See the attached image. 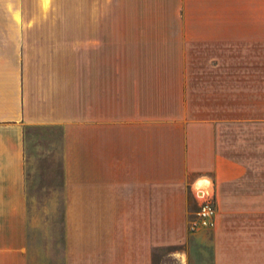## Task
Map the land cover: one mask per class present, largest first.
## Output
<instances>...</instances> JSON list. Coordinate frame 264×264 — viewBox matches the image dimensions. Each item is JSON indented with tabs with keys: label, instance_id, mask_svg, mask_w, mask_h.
Segmentation results:
<instances>
[{
	"label": "crops",
	"instance_id": "obj_1",
	"mask_svg": "<svg viewBox=\"0 0 264 264\" xmlns=\"http://www.w3.org/2000/svg\"><path fill=\"white\" fill-rule=\"evenodd\" d=\"M236 122L263 150L264 0H0V264H154L204 227L203 189L214 263L241 223L264 264V207L224 201L262 195L264 160L222 144Z\"/></svg>",
	"mask_w": 264,
	"mask_h": 264
},
{
	"label": "rangeland",
	"instance_id": "obj_2",
	"mask_svg": "<svg viewBox=\"0 0 264 264\" xmlns=\"http://www.w3.org/2000/svg\"><path fill=\"white\" fill-rule=\"evenodd\" d=\"M219 133L220 138L222 140V144H228L229 147H226L225 150L235 155L236 157L242 159L243 157L248 158H261L264 160V149L259 151L257 149H253L252 146L249 150L243 149V131L242 124L236 122L233 125L227 127L226 125H219ZM263 130H264V126ZM42 132H50V129L43 128ZM262 143H264V131L262 136ZM257 133L251 136V142L258 143L260 138ZM41 142L47 144V140L43 139ZM229 148V150H228ZM50 165H47L45 168L48 171V175L53 179L59 175V166H57L56 160L53 158L49 160ZM42 171V168H36ZM44 169V170H45ZM250 184L247 185V188L251 191L260 192L262 195L258 198H243L241 192L244 189V185L242 182L237 185L229 188L231 193H236L235 196H231L227 198L225 201V205L229 206H243V205H251V206H263L264 207V168H252L250 175ZM39 183H29L28 191L31 193L38 189ZM207 193V192H206ZM210 193V192H209ZM211 195V193L209 194ZM212 197V196H211ZM202 199V197H201ZM215 206L217 207L216 201L212 198ZM199 206L196 207L198 210ZM241 218V216H240ZM215 226L203 227L200 229L198 233H191L190 239L187 243H178L169 246H156L154 250V264H215L214 263V249L213 244L211 243L212 236L214 235ZM229 238L235 240V246L231 248L234 256V261L232 264H242V254H241V239H242V225L241 223H234L229 227ZM109 251V248H108ZM220 264H226L224 262Z\"/></svg>",
	"mask_w": 264,
	"mask_h": 264
},
{
	"label": "built area",
	"instance_id": "obj_3",
	"mask_svg": "<svg viewBox=\"0 0 264 264\" xmlns=\"http://www.w3.org/2000/svg\"><path fill=\"white\" fill-rule=\"evenodd\" d=\"M201 203L197 210L198 223L204 227H210L215 224L216 206L209 194L201 196Z\"/></svg>",
	"mask_w": 264,
	"mask_h": 264
},
{
	"label": "bare ground",
	"instance_id": "obj_4",
	"mask_svg": "<svg viewBox=\"0 0 264 264\" xmlns=\"http://www.w3.org/2000/svg\"><path fill=\"white\" fill-rule=\"evenodd\" d=\"M205 191H206V190H205V189H203L202 191H200V193H199L198 195L202 196V195L206 194V192H205Z\"/></svg>",
	"mask_w": 264,
	"mask_h": 264
}]
</instances>
